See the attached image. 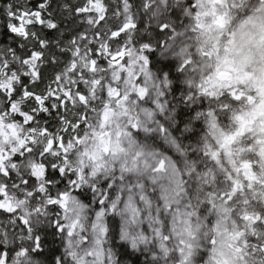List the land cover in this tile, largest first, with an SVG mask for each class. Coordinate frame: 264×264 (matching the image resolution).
I'll return each instance as SVG.
<instances>
[{"label":"snow or ice","instance_id":"obj_1","mask_svg":"<svg viewBox=\"0 0 264 264\" xmlns=\"http://www.w3.org/2000/svg\"><path fill=\"white\" fill-rule=\"evenodd\" d=\"M0 264H264V0H0Z\"/></svg>","mask_w":264,"mask_h":264}]
</instances>
